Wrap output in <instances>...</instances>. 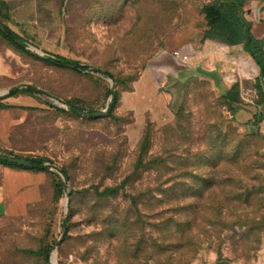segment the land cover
<instances>
[{
	"label": "rangeland",
	"instance_id": "1",
	"mask_svg": "<svg viewBox=\"0 0 264 264\" xmlns=\"http://www.w3.org/2000/svg\"><path fill=\"white\" fill-rule=\"evenodd\" d=\"M213 1L64 0L39 24L8 18L25 44L0 35V92L18 86L8 155L49 168L8 171L0 264H264V93L235 75L240 45L204 47ZM54 55L79 70L41 59Z\"/></svg>",
	"mask_w": 264,
	"mask_h": 264
},
{
	"label": "crops",
	"instance_id": "2",
	"mask_svg": "<svg viewBox=\"0 0 264 264\" xmlns=\"http://www.w3.org/2000/svg\"><path fill=\"white\" fill-rule=\"evenodd\" d=\"M61 6V0H0V16L6 20V23L2 24L6 25L14 31L15 27L11 25L8 26V18H10L11 22L14 21L15 23L21 20L23 22L27 21L28 23L39 24V22L37 21L38 17L49 16L53 18L55 15L59 16ZM241 15L246 23V26L249 29V32L255 39L261 42L264 50V0H243L241 6ZM212 40L213 39L206 38L204 47H210V42ZM240 49L241 53L238 54V58H240V61H243L245 66H243L239 70L237 68H234L235 75L239 74L240 72L242 74L244 73V76L242 75L244 78H256L261 85V91L264 93V76L260 74L258 65L255 63L253 58L243 49L242 45H240ZM236 58L237 57H235V60ZM7 73V67L1 64L0 74L5 75ZM2 102L6 105H15L11 97H7L5 101ZM8 110V106L5 108H0V153L6 155H8ZM262 128L264 129V125H262ZM21 169L22 167L20 166L10 165L6 162L0 161L1 231L3 227L8 223V171L18 172Z\"/></svg>",
	"mask_w": 264,
	"mask_h": 264
},
{
	"label": "trees",
	"instance_id": "3",
	"mask_svg": "<svg viewBox=\"0 0 264 264\" xmlns=\"http://www.w3.org/2000/svg\"><path fill=\"white\" fill-rule=\"evenodd\" d=\"M242 3L243 0H215L211 3L201 6L200 12L204 15V19L206 22V28L203 32V37L205 39L209 38L218 40L229 46L242 45L243 49L253 58L255 63L258 65L260 74L264 76V50L261 42L251 35L248 27L246 26V23L241 15ZM63 4L64 0H61V5ZM4 27L5 33L0 32V35L7 39L9 42L16 45L21 50H25L23 39H21L13 30H11L6 25H4ZM14 38L20 39L22 41V44L19 45L18 43H16ZM41 59L45 63L57 67H71L70 65H73L72 68H75L76 70H79L80 68L79 63L76 60L65 57L63 55L43 56L41 57ZM83 68L85 69L86 67ZM122 82H124V80H122ZM257 87L259 91H261V85L259 83H257ZM26 91H30V88L26 89ZM16 93L17 91L11 89L6 97L12 96ZM223 97L229 107L233 109L235 102L238 100L237 91L234 88L227 89L223 94ZM1 100L2 98H0V108L9 106L3 103ZM116 100L117 96L116 94H114V101L110 104V110L113 108ZM69 105L75 112H78L77 110H80L71 103H69ZM14 157L23 158L16 155H14ZM24 159L30 161L32 165L30 167H25L2 160L0 161L31 170H47L49 168L47 165H45V162L48 161L46 157L35 156L24 157ZM138 164H141V160L138 161ZM64 174L66 173L64 172ZM55 188L57 192L60 193L63 189V183L61 181H57L55 184ZM30 252L32 254L39 253V251ZM44 255L45 258H47V251L44 253Z\"/></svg>",
	"mask_w": 264,
	"mask_h": 264
},
{
	"label": "water",
	"instance_id": "4",
	"mask_svg": "<svg viewBox=\"0 0 264 264\" xmlns=\"http://www.w3.org/2000/svg\"><path fill=\"white\" fill-rule=\"evenodd\" d=\"M0 32L5 33V27L4 25L0 22ZM15 42L18 43L19 45L22 44V41L20 39L14 38ZM71 67H73V65H70ZM18 88V86H14L11 89L12 90H16ZM29 88L31 90H34L36 92H41V93H45L43 90L37 88V87H33V86H29ZM10 89V90H11ZM10 90H4L0 92V97L6 96ZM113 92V87L111 88V93ZM114 101V97H112L111 103ZM110 103V104H111ZM79 113L83 114V115H87V116H92V117H97L100 115L104 114V111H92V112H84L81 110H77ZM0 160L2 161H6L9 163H13V164H17V165H21V166H25V167H30L32 165V163L24 158H17L11 155H6V154H2L0 153ZM64 186H66V183L64 184ZM56 248V244L52 246V250H54ZM49 264H56V259H55V255L53 256V254L50 257V261Z\"/></svg>",
	"mask_w": 264,
	"mask_h": 264
},
{
	"label": "built area",
	"instance_id": "5",
	"mask_svg": "<svg viewBox=\"0 0 264 264\" xmlns=\"http://www.w3.org/2000/svg\"><path fill=\"white\" fill-rule=\"evenodd\" d=\"M173 54L177 56L178 55V51H174Z\"/></svg>",
	"mask_w": 264,
	"mask_h": 264
},
{
	"label": "bare ground",
	"instance_id": "6",
	"mask_svg": "<svg viewBox=\"0 0 264 264\" xmlns=\"http://www.w3.org/2000/svg\"><path fill=\"white\" fill-rule=\"evenodd\" d=\"M53 254V256L55 255V253H52Z\"/></svg>",
	"mask_w": 264,
	"mask_h": 264
}]
</instances>
